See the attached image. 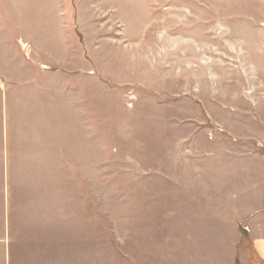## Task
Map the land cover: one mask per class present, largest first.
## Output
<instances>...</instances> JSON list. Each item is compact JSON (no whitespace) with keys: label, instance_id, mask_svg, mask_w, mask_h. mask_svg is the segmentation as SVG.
Instances as JSON below:
<instances>
[{"label":"rangeland","instance_id":"obj_1","mask_svg":"<svg viewBox=\"0 0 264 264\" xmlns=\"http://www.w3.org/2000/svg\"><path fill=\"white\" fill-rule=\"evenodd\" d=\"M264 0H0V264H261Z\"/></svg>","mask_w":264,"mask_h":264},{"label":"crops","instance_id":"obj_2","mask_svg":"<svg viewBox=\"0 0 264 264\" xmlns=\"http://www.w3.org/2000/svg\"><path fill=\"white\" fill-rule=\"evenodd\" d=\"M253 224L250 230V237L252 240L254 257L261 264H264V209L252 215ZM231 264H239L236 261V255ZM244 264V263H240Z\"/></svg>","mask_w":264,"mask_h":264}]
</instances>
